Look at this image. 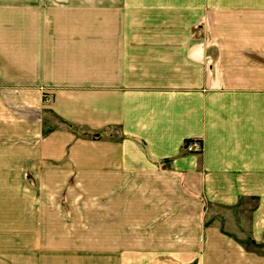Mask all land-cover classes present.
<instances>
[{
	"label": "crops",
	"instance_id": "1",
	"mask_svg": "<svg viewBox=\"0 0 264 264\" xmlns=\"http://www.w3.org/2000/svg\"><path fill=\"white\" fill-rule=\"evenodd\" d=\"M6 146L91 179L172 264H264L203 218L262 237L264 0H0Z\"/></svg>",
	"mask_w": 264,
	"mask_h": 264
},
{
	"label": "rangeland",
	"instance_id": "2",
	"mask_svg": "<svg viewBox=\"0 0 264 264\" xmlns=\"http://www.w3.org/2000/svg\"><path fill=\"white\" fill-rule=\"evenodd\" d=\"M53 125L59 126L55 121ZM50 126L45 125L43 132ZM2 150L0 264H172L176 261L161 254L156 256V242L141 246L145 227L115 224L138 219L132 217L131 211H126L129 215L125 218V212L115 210L117 205L110 202L108 195L93 198L91 179L70 176L71 172L61 169L59 163L30 160L26 152L15 146ZM248 212L251 211L212 209L203 218L206 224H215L226 234L242 235V248L263 255L264 229L260 240L252 239ZM224 213L235 214L238 219H228L225 224L221 218ZM146 252L149 256H143ZM199 261V258L191 259V263L180 264H199Z\"/></svg>",
	"mask_w": 264,
	"mask_h": 264
},
{
	"label": "built area",
	"instance_id": "3",
	"mask_svg": "<svg viewBox=\"0 0 264 264\" xmlns=\"http://www.w3.org/2000/svg\"><path fill=\"white\" fill-rule=\"evenodd\" d=\"M49 100V96L45 97L44 102H48ZM183 148L188 153L199 152L201 150V143L196 139H190L183 143Z\"/></svg>",
	"mask_w": 264,
	"mask_h": 264
}]
</instances>
